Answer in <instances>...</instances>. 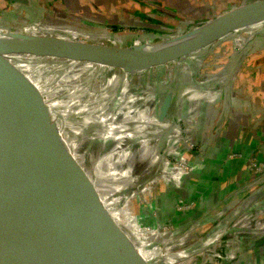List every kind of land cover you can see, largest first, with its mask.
Wrapping results in <instances>:
<instances>
[{
    "label": "crops",
    "instance_id": "crops-1",
    "mask_svg": "<svg viewBox=\"0 0 264 264\" xmlns=\"http://www.w3.org/2000/svg\"><path fill=\"white\" fill-rule=\"evenodd\" d=\"M173 1L178 5L170 10L135 3L131 11L122 0H0V32L93 41L92 34L99 31L93 20L100 18L122 28L120 33L99 35L107 44L154 46L186 33L192 22L199 24L195 22L198 18L210 21L223 14L222 10L260 0ZM20 24L23 27H18ZM229 41L237 42L241 49L247 44L250 48L228 82L225 71L232 52L226 55L218 51ZM229 41L209 52L213 56H204V52L201 58L197 55L154 68L136 79L132 76L136 84L110 96V89L102 94L96 84L84 82L86 69L81 70L83 74L45 79L43 69L32 64L63 62L10 55L11 62L40 89L49 106L68 108L56 110L52 118L79 168L95 186L103 220L123 236V241L113 245L116 253L131 248L149 255L147 247L160 254L182 250L206 238L218 223L245 204L211 248L171 264H264V37L240 32ZM76 64L82 68L91 65ZM197 66L201 67L199 73ZM108 71L113 81L109 87L127 77L120 70ZM178 73L171 120L162 126L167 133L160 137L168 148L179 146V153H174L182 160L174 168L154 153L156 147L152 151V145L150 150L148 146L151 135L160 130V110ZM101 103L107 110L103 108L97 118ZM88 140L90 154L81 147ZM137 145L143 151L138 156L134 150ZM152 153L153 164H157L138 181L135 171H142L140 163ZM132 155L137 158L136 166L137 161L127 165ZM185 165L189 170L180 168ZM131 187L133 194L128 198L136 200V213L132 207L126 209L129 201L115 195Z\"/></svg>",
    "mask_w": 264,
    "mask_h": 264
},
{
    "label": "water",
    "instance_id": "water-1",
    "mask_svg": "<svg viewBox=\"0 0 264 264\" xmlns=\"http://www.w3.org/2000/svg\"><path fill=\"white\" fill-rule=\"evenodd\" d=\"M240 32L264 37V0L196 24L154 46L123 47L0 32V264H147L139 249L128 248L122 254L113 250L123 236L103 220L96 188L79 168L52 118L57 111H51L40 89L11 62L10 55L51 58L63 65L89 63L129 77L202 56ZM249 48L248 44L240 48L226 67L228 82ZM179 82L178 73L161 107L159 128L171 120ZM243 208L245 204L230 214L217 238ZM210 245L178 260L154 247L146 252L154 262L173 263Z\"/></svg>",
    "mask_w": 264,
    "mask_h": 264
},
{
    "label": "rangeland",
    "instance_id": "rangeland-1",
    "mask_svg": "<svg viewBox=\"0 0 264 264\" xmlns=\"http://www.w3.org/2000/svg\"><path fill=\"white\" fill-rule=\"evenodd\" d=\"M122 1L125 2V6H128V9L131 10V11H132V8H133L131 6V4H133V6H134L135 3H138L140 5H144L145 7H148L150 9L160 8V9H163V10H167V9L170 10V9H172L173 6L177 7V5H178L173 0H122ZM241 6H242L241 3H239L238 5H236L234 7L235 8H240ZM192 8H198V7H192ZM183 9H184V7H183ZM198 9H200V8H198ZM203 9H205V8H203ZM215 9H216V11H218V7H216ZM233 9L234 8H231L227 12L225 10H222V11H224L223 13L225 14V13H228L229 11H232ZM220 14L222 15V12ZM93 21L95 22L93 24L94 25L93 27L95 28V30L97 29L99 31L98 32H95L96 34H92L93 35L92 38L94 40L91 41V42H95V43H98V44H104V45H106L109 42H107V40H104L103 38H101L99 35H102L103 32L106 33V34L107 33L110 34V33H120V32H122L121 31L122 28L119 25L112 24L111 22H105L104 20H101L100 18H99V20H96V21L93 20ZM208 21H209L208 19L203 20V18H198L197 21H195V22H199V25H202L203 23L208 22ZM196 24L197 23H193L192 22L191 25H189L188 27H191L192 28ZM18 27H23V26L20 24V25H18ZM114 28L117 29L118 32H116ZM82 35L86 37L88 34L86 32H82ZM170 35H173V34H170ZM121 42H123V40H121ZM237 45H238L237 42H235V41H233V42L229 41V43L223 45L221 47V49H219L218 54H222L223 53V54H226L227 55V54H229V52H232V56H231V60H232V58L234 56H236L237 52L240 49ZM122 46H123V43H122ZM240 50H242V49H240ZM215 51L216 50L214 48L210 52L213 53ZM211 55H212L211 53H209V54L206 53L204 56H209L210 57ZM199 56H200L199 58L202 57L201 55H199ZM32 65L34 66V68H37L39 66L38 69H43V74L45 75V77H44L45 79H48V78H50V79L51 78L61 79L62 77L66 76V75L76 74L78 72L79 73H82L81 70L86 69L87 71L85 72V75L82 77V79H84V82H87V84L89 82L92 83V84H96V88L98 90H100V93H102V94L106 90H109L110 89L108 91V93H107L108 96H110V94H114L115 95V93H117L118 90H122V89L128 88L129 86H132L131 83H133V82H134V84H136V80L133 81V79H132L133 77H132V75H130L129 77L124 78L123 80L122 79L119 80V82L116 84V86H113V87L111 86L112 87L111 88V87H109V85H111V83L113 82V81H111V78H112L111 75H112V73L110 71H108V70H105L104 68H99V67H95V66H93V68L92 67L91 68L90 67H88V68H82V67H78L77 64H75L73 66L63 65V64L62 65L52 64V66H49L48 64H39L37 66H35V64H32ZM73 67H76V68H73ZM197 69H198V73H199V70L201 69V67L200 66H197ZM134 79H136L135 76H134ZM156 84L158 85V81L154 83V86L155 87L157 86ZM100 88H102V90ZM109 102H110V99H109V101L107 103H109ZM62 104H64V102ZM60 109H61L60 111H62V110L67 111L68 110V108H66V109L60 108ZM106 110H107V108H104V111H106ZM112 111H113L112 108L108 110V112H112ZM171 116H172V114H171ZM170 119H171V117H170ZM67 121H69V119ZM160 131H161V128H160L159 132ZM165 132L167 133L166 130H165ZM158 136L159 137H156L155 138L154 135L153 136L151 135V137H150V140L153 139V141H154L156 139V141H157V142H153L152 143V151L156 147V150L154 151V153H158L160 155V158H162L161 159L162 162H168L174 168L179 167V164H181V162H179V161L182 160V158H180L181 156L176 155L174 153L176 150H178L177 153H179V149H178L179 146L178 147L171 146L170 148H168V147H166V144H164L162 142L163 140L162 141L160 140V137L162 136V133L158 134ZM72 139L76 140V137H72ZM81 147L83 148L82 149V152L84 151V152H87L88 154L91 153V148H90L91 147V144L89 143V140L86 141V143L84 145H81ZM130 147H131V145H128V148H130ZM141 147H142V144H141ZM68 148H70V147L68 146ZM134 150H135V153L136 152L138 153L137 156L138 155H141L143 153V151L140 150V148H139L138 145L135 147ZM167 151L170 154H168ZM154 153H152L151 156L148 157L144 161V163H142V162L140 163V166L142 167V171H139V170L135 171V177L137 178L138 181L141 180V176H144L146 174V172H148L150 170V168L155 167V165L157 164V163L153 164V162H154V159H153ZM181 153H183L182 150H181ZM136 161H137V158L134 157V155H132L130 157V160L128 161V164L127 165H131L132 166V164H134ZM120 162H119V164H121ZM137 164H138V161L136 162L135 166ZM180 168H184L186 170H189V165L188 166L185 165V166H182ZM133 189H134L133 187H131L130 189H124L119 194H115V195L119 199L123 198L126 202L129 201L130 203H125L127 205L126 206V209H128V207H129V209L132 207V209H133L132 211H134V213H136L135 212L137 210V204L135 203L136 200L135 199H133V200L131 199L130 200V198H128V196L132 193ZM135 194H136V189H135ZM120 204H121V206H123L122 203H120ZM123 209H125V208H123ZM237 214H235V216ZM225 220L227 221V219H225ZM225 220H223L220 223H218L217 226L210 232V234H208V236L206 238H200L196 243H194L193 245H191V246H189L187 248H184L182 250H173V251L172 250H169V251L164 252V254H169L171 256H174V255H177V254H182V256H183L186 253H188V252H190V251H192V250H194L196 248H199L201 246H204V244H206L208 242H210L211 245L208 246L207 248H211L213 246L212 244H214L215 240H218V238L215 237L216 236V233H217L218 229L222 226V224L225 222ZM212 234L213 235L215 234V236L212 238V240L208 241V239H210V237H211ZM207 248H205V249H207ZM203 251H201V252H203ZM201 252H199V253H201ZM182 256L180 258H182ZM192 256H194V255H192ZM192 256H190V257H192ZM188 259H190V258H188ZM185 260H187V258L186 259H183V261H185ZM180 261H182V260H180ZM152 262H154V261H152ZM155 263H157V264H171L169 262H162V263L155 262Z\"/></svg>",
    "mask_w": 264,
    "mask_h": 264
},
{
    "label": "bare ground",
    "instance_id": "bare-ground-1",
    "mask_svg": "<svg viewBox=\"0 0 264 264\" xmlns=\"http://www.w3.org/2000/svg\"><path fill=\"white\" fill-rule=\"evenodd\" d=\"M91 65H93V64H91ZM91 65L88 66V65L86 64V65H85V68H88V67H90ZM94 66H95V67H98V66H96V65H94ZM54 105H55V104H52V105L49 106L52 112H53V111H56V110H60V108H55ZM61 105H63V104H61ZM99 108H102V109H98L99 111H100V110H101V111L103 110V108H104V107H103V103H101V105L99 106ZM98 110H97V118H98V116H99L100 113H101V111L99 112ZM214 236H215V234H214V235L212 234L211 237H210V239H208V241L212 240V238H213ZM215 237H216V236H215ZM208 241H207V242H208ZM162 254H164V253H162ZM141 255H142V254H141ZM181 256H182V254H177V255H174V256H171V255H170V257L173 258V259H178V258L181 259V258H180ZM142 257H143L145 260H147L148 262H152V261H153V260L150 259L149 255H142Z\"/></svg>",
    "mask_w": 264,
    "mask_h": 264
},
{
    "label": "trees",
    "instance_id": "trees-1",
    "mask_svg": "<svg viewBox=\"0 0 264 264\" xmlns=\"http://www.w3.org/2000/svg\"><path fill=\"white\" fill-rule=\"evenodd\" d=\"M165 130H166L165 128H161V131L159 132V130L156 129V132H155V134H154V137H155V138H156V137H159L158 134H160V133H162V134L165 133ZM158 132H159V133H158ZM155 142H157L156 139H155ZM151 145H152V140H150V145L148 146V149H149V150H150V148H151ZM146 148H147V147H146ZM167 152H168V151H167ZM168 154H170V153L168 152Z\"/></svg>",
    "mask_w": 264,
    "mask_h": 264
}]
</instances>
